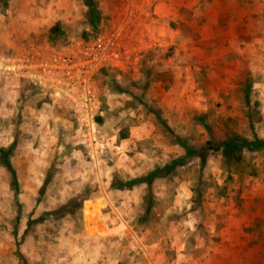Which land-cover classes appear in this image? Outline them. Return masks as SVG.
<instances>
[{
  "label": "rangeland",
  "instance_id": "rangeland-1",
  "mask_svg": "<svg viewBox=\"0 0 264 264\" xmlns=\"http://www.w3.org/2000/svg\"><path fill=\"white\" fill-rule=\"evenodd\" d=\"M95 1L0 0V264H264V0Z\"/></svg>",
  "mask_w": 264,
  "mask_h": 264
},
{
  "label": "built area",
  "instance_id": "built-area-1",
  "mask_svg": "<svg viewBox=\"0 0 264 264\" xmlns=\"http://www.w3.org/2000/svg\"><path fill=\"white\" fill-rule=\"evenodd\" d=\"M109 44L102 45V43H99V48L93 47L92 49H90L86 52L88 57L82 59V62L79 61L76 55L70 52L65 55L54 54L52 57V64H50V59L41 62V65H43V69L45 70L44 73L39 75V77L37 75H34V78H36V76L38 78V80H36L35 82L45 85L46 83H48L47 79L53 76L52 73H54L55 70L58 72L62 71V73H66V75L64 74V76L61 75L60 80L56 81L62 85L63 90L68 96V99L76 105L74 107V110L78 111L80 113V116L84 115V119L88 118V120L86 121V125H88V123L90 122H94L92 120V117L95 107V97L88 85V80L86 81L87 83L84 85L82 93H76L73 90V88H76V85L79 86L81 84L79 80L75 77L76 71L74 69H78L79 64H81V68L83 65L84 67H86L85 69L87 71V69L96 68L99 64H102L110 57H113L114 53L112 52H116V44L114 41H111ZM108 47L113 48V51L110 52ZM85 62L87 63V65L85 64ZM49 85L53 86L52 83H50Z\"/></svg>",
  "mask_w": 264,
  "mask_h": 264
},
{
  "label": "trees",
  "instance_id": "trees-1",
  "mask_svg": "<svg viewBox=\"0 0 264 264\" xmlns=\"http://www.w3.org/2000/svg\"><path fill=\"white\" fill-rule=\"evenodd\" d=\"M85 1H86L87 5H88V7L90 9L89 13H90V16H92L93 21L97 20V18L99 16V12H98V7H97V4H96V1L95 0H85ZM240 139L243 142V145L253 144L252 142L248 141L247 139L242 138V137H240V136L235 134L229 140L221 139L219 141V143L214 145V147H215V149H219L223 145L226 148L225 149L226 152L230 153L232 150L237 149L236 147L234 149H231L232 141L233 140H240ZM259 141L260 142H264L263 139H260ZM186 147L189 150V152H193V153L196 152L195 149L189 147L188 145H186ZM10 153H11V148L10 147L8 148V147H5V146H0V156H1L2 160H3L4 165L10 170V172L12 174V177H13V180H14V184L17 187L19 185L18 184V176H17L16 169L13 166V163L11 161ZM201 161H202V163H204L206 161L205 154H203V153H202V156H201ZM170 167L173 168V166H171V165H170ZM166 170H168L166 166L156 168V169L152 170L151 172L147 173L144 176H140V177H137V178H134V179H130L128 181V183L129 184H135V183L147 182V183L151 184L157 177L166 174L165 173Z\"/></svg>",
  "mask_w": 264,
  "mask_h": 264
}]
</instances>
